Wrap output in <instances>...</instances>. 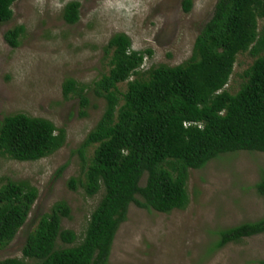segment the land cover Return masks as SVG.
I'll use <instances>...</instances> for the list:
<instances>
[{"label":"trees","instance_id":"1","mask_svg":"<svg viewBox=\"0 0 264 264\" xmlns=\"http://www.w3.org/2000/svg\"><path fill=\"white\" fill-rule=\"evenodd\" d=\"M13 2L0 0V24L10 20ZM181 6L188 12L191 1L182 0ZM78 8L76 1L66 3L61 19L76 23ZM257 20L263 23L260 28ZM22 33V26H14L4 32L3 41L15 48ZM243 52L254 60L243 72L244 82L230 94L224 86L236 55ZM103 54L109 57V69L91 90L103 100V110L74 150L82 162V179L68 180L71 190L78 185L87 197L101 192L82 236L77 240L71 230L61 228L70 210L58 201L26 233L22 259L6 258L0 264H107L113 236L130 204L163 214L182 210L189 169L226 153L264 155V0H217L189 57L179 65L141 70L152 52L131 50L123 33L107 40ZM124 82L120 91L118 84ZM83 90L72 79L61 84L63 98H77L80 116L88 105ZM63 142V130L48 120L21 113L0 120V157L35 162ZM93 145L85 164L84 151ZM254 187L264 197V174ZM36 193L26 181L7 180L0 186V250L24 225ZM258 234H264V219L220 231L216 247Z\"/></svg>","mask_w":264,"mask_h":264},{"label":"rangeland","instance_id":"2","mask_svg":"<svg viewBox=\"0 0 264 264\" xmlns=\"http://www.w3.org/2000/svg\"><path fill=\"white\" fill-rule=\"evenodd\" d=\"M71 1L78 2L79 8L77 22L69 25L61 19V10ZM181 1L14 0L10 20L0 24V120L17 113L48 120L63 130L64 142L35 162L0 157V186L7 180L26 181L37 192L24 225L0 250V260L22 259L26 233L58 201H64L70 210V217L61 220V228L80 239L101 192L87 197L78 185L71 190L68 180L82 179V162L74 150L103 110V100L91 91L92 83L109 69L103 47L113 34L123 33L131 50L152 52L143 59L141 70L181 64L217 0H190L188 12L183 11ZM262 24L257 20L258 28ZM17 25L23 27V33L17 47L11 48L3 34ZM253 60L248 52L236 55L224 86L228 93L239 89L243 72ZM65 79L84 88L88 100L84 116L79 115L73 94L62 97ZM118 88L124 91L125 82ZM94 147L85 149V164ZM263 174L264 155L246 151L221 154L200 169H189L185 208L163 214L130 204L113 236L107 264H257L264 259V234L219 247L216 244L220 231L264 219V197L254 187Z\"/></svg>","mask_w":264,"mask_h":264}]
</instances>
